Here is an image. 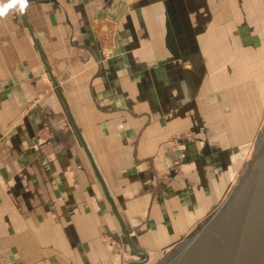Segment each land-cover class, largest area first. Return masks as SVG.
<instances>
[{
    "label": "crops",
    "instance_id": "obj_1",
    "mask_svg": "<svg viewBox=\"0 0 264 264\" xmlns=\"http://www.w3.org/2000/svg\"><path fill=\"white\" fill-rule=\"evenodd\" d=\"M10 19L26 35L28 53L15 64L19 85L27 86L12 93L15 109L35 97L42 72L53 87L9 132L15 131L27 163L36 159L32 133L48 126L51 140L43 155L59 168L50 179H57L61 199L75 203L71 211L96 212L101 221V213L113 217L102 230L121 249L117 261L108 254L104 264L119 263L125 254L135 264H146L154 251L172 248L221 202L253 142L216 143L211 139L219 131L213 130L190 142L183 172L173 173L167 138L189 123L190 110L184 112L195 89L165 71L171 64L148 58L133 43L127 0H28L26 11L12 9ZM114 20L119 23L116 46L103 56L100 39ZM121 228L129 230L122 239L116 232Z\"/></svg>",
    "mask_w": 264,
    "mask_h": 264
},
{
    "label": "rangeland",
    "instance_id": "obj_2",
    "mask_svg": "<svg viewBox=\"0 0 264 264\" xmlns=\"http://www.w3.org/2000/svg\"><path fill=\"white\" fill-rule=\"evenodd\" d=\"M127 1L133 43L148 58L171 64L164 65L165 71L195 89L184 112L190 110L189 123L167 138L173 173L183 172L190 142L213 135V130L219 135L211 140L228 146L253 142L264 121V0ZM11 11L0 16V259H6L0 264H104L108 254L117 261L121 248L102 230L108 214L101 213V221L96 212L71 211L75 203L61 199L57 179H50V172H59L43 155L50 133L41 130L43 125L32 133L30 150L36 159L30 165L16 147L15 131L9 133L53 88L42 72L35 97L15 109L12 93L27 90L18 83L15 64L27 60L28 53L26 35L13 27ZM118 27L114 20V46ZM13 113L17 115L11 117ZM116 232L122 239V228ZM170 248L154 251L146 264H156ZM130 258L122 255L115 264Z\"/></svg>",
    "mask_w": 264,
    "mask_h": 264
},
{
    "label": "water",
    "instance_id": "obj_3",
    "mask_svg": "<svg viewBox=\"0 0 264 264\" xmlns=\"http://www.w3.org/2000/svg\"><path fill=\"white\" fill-rule=\"evenodd\" d=\"M156 264H264V121L221 202Z\"/></svg>",
    "mask_w": 264,
    "mask_h": 264
},
{
    "label": "built area",
    "instance_id": "obj_4",
    "mask_svg": "<svg viewBox=\"0 0 264 264\" xmlns=\"http://www.w3.org/2000/svg\"><path fill=\"white\" fill-rule=\"evenodd\" d=\"M113 31H114V29H113ZM113 37H112V26H111L110 29L105 30V32L103 33V36L100 39V50H101V54L103 56L110 55L114 52L115 46L113 43ZM40 95L43 96V94H40ZM41 130L46 131L48 135L50 133L49 128L46 125H43ZM37 137L39 140H41L39 135ZM43 143H45V141H43ZM44 145L46 146V144H44Z\"/></svg>",
    "mask_w": 264,
    "mask_h": 264
},
{
    "label": "clouds",
    "instance_id": "obj_5",
    "mask_svg": "<svg viewBox=\"0 0 264 264\" xmlns=\"http://www.w3.org/2000/svg\"><path fill=\"white\" fill-rule=\"evenodd\" d=\"M28 7V0H0V16L6 15L9 10L17 9L23 14Z\"/></svg>",
    "mask_w": 264,
    "mask_h": 264
}]
</instances>
